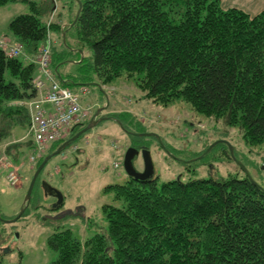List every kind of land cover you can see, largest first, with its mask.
<instances>
[{
    "label": "trees",
    "instance_id": "1",
    "mask_svg": "<svg viewBox=\"0 0 264 264\" xmlns=\"http://www.w3.org/2000/svg\"><path fill=\"white\" fill-rule=\"evenodd\" d=\"M9 1L0 0V6ZM23 1L31 12L15 16L8 29L32 55L48 32H59L62 52L51 47V64L63 85L103 89L129 81L144 99L164 107L186 102L236 127L245 146L264 145V9L249 15L222 8L220 0H80L73 22L78 3L71 0L76 7L70 18L46 25L53 0ZM89 51L87 68L62 76L70 62L83 65ZM35 73L34 63L0 49V142L28 122L23 101L35 95ZM100 103L110 106L109 100ZM98 116L119 122L130 146L149 149L137 141L150 133L133 113ZM86 123L73 126L49 152ZM216 144L230 159L227 145ZM254 181L244 172L161 183L156 175L128 176L105 186L112 193L102 206L106 226L84 240L68 228L48 236L56 254L48 264H264V186Z\"/></svg>",
    "mask_w": 264,
    "mask_h": 264
},
{
    "label": "rangeland",
    "instance_id": "2",
    "mask_svg": "<svg viewBox=\"0 0 264 264\" xmlns=\"http://www.w3.org/2000/svg\"><path fill=\"white\" fill-rule=\"evenodd\" d=\"M53 4L46 25L57 18L68 20L76 7L71 0H53ZM30 12L28 3L23 0L1 5L0 34L7 32L10 35L9 22L17 15ZM48 33L53 52H62L59 32ZM25 51L23 48L24 54L19 58L30 61ZM86 57L83 65L80 60L70 62L69 70L75 72L81 67L87 68L92 63L90 51ZM50 66L53 70V65ZM86 87L89 92L80 97V102L92 105V112L101 107L100 102L105 101L106 104L107 100L110 106L103 108L99 115L114 112L118 102L122 112L136 115L146 125L145 130L154 134L139 136L136 140L149 146L152 176H158L159 183L210 176L216 179L230 175L242 177V164L264 186V145L245 146L236 127H226L220 119L198 113L183 101L169 107L155 104L150 99H144L143 92L129 81L103 85V89L94 84H87ZM121 130L118 123L103 120L72 141L61 153L51 157L37 177L27 210L14 222L4 220L13 218L20 211L33 169L39 159L50 153V149L37 161L28 160L33 150L28 122L17 127L9 139L0 142V153H5L13 167L18 168L19 183L24 180L21 187V184L12 186L7 180L6 168L0 164V217L4 219L0 218L2 264H48L56 255L47 245V238L52 232L68 228L84 240L99 227L106 226L102 206L112 200V193L105 191V186L123 183L128 178L122 161L126 149L130 147V138ZM91 131L96 133L93 134L94 139ZM215 139H224L231 144L233 156L230 155V159L220 144L209 148ZM92 140L95 142L92 143ZM206 145L204 157L197 159L196 154ZM133 165L137 171L143 170L140 153L134 157ZM42 181L61 191L64 197L62 204L53 207L56 199L44 193Z\"/></svg>",
    "mask_w": 264,
    "mask_h": 264
},
{
    "label": "built area",
    "instance_id": "3",
    "mask_svg": "<svg viewBox=\"0 0 264 264\" xmlns=\"http://www.w3.org/2000/svg\"><path fill=\"white\" fill-rule=\"evenodd\" d=\"M23 45L0 35V49L8 57H19ZM36 65L32 78L35 95L23 101L28 113V133L32 137L33 150L28 160L35 162L52 143L64 138L75 125H81L92 116V105L82 104L80 97L88 94L86 86L73 89L63 85L51 68V41L46 38L29 58ZM0 153V164L7 170V180L11 185L20 181L18 168H14L6 154ZM5 154V155H4ZM117 167V162L114 163Z\"/></svg>",
    "mask_w": 264,
    "mask_h": 264
},
{
    "label": "water",
    "instance_id": "4",
    "mask_svg": "<svg viewBox=\"0 0 264 264\" xmlns=\"http://www.w3.org/2000/svg\"><path fill=\"white\" fill-rule=\"evenodd\" d=\"M76 1L78 3V9L76 11L73 22L76 21L77 16L79 14L80 7H81V1L80 0H76ZM79 51L81 52V50H79ZM103 108L104 107H98L96 112L94 113L93 117H91L89 119V121L81 127V129H79L74 135L70 136L69 138L64 140L62 143H60L54 151L47 153L43 157L42 161L36 167L32 177H31V180H30L29 185L27 187L26 194L24 196L23 204L21 206L20 211L11 219L4 220L0 217L2 220L7 221V222H14L23 214L25 208L28 206V203L30 201L32 190H33V187H34L35 182L37 180V177H38L40 171L45 166V164L48 162V160L51 159V157H53L54 155L61 153L65 147H67L72 141L77 139L80 135H82L86 131L94 128L103 119V117L98 116L99 113L103 110ZM217 142L225 143L227 145V147L229 148L230 155L233 156V148L231 147V144L224 139L216 140L209 148H211ZM139 153L141 154V157L143 160V170L142 171H137L133 165V159ZM122 165H123V168H124L126 174L129 177H133V178L138 179V180L149 179L153 175V164H152L150 150L148 148L137 149L133 146L128 147L124 153ZM240 165L242 166L243 171L246 174V176L253 183L257 184L254 181V179L251 177V175L249 174L247 169L242 164H240ZM262 169L264 170V165L262 166ZM42 187H43L44 193L46 195H51L56 199V202L53 204V207L60 205L63 202V195H62L61 191H59L58 189L51 186L47 181H42Z\"/></svg>",
    "mask_w": 264,
    "mask_h": 264
},
{
    "label": "crops",
    "instance_id": "5",
    "mask_svg": "<svg viewBox=\"0 0 264 264\" xmlns=\"http://www.w3.org/2000/svg\"><path fill=\"white\" fill-rule=\"evenodd\" d=\"M220 4H221V7L226 9V8H230V7H235V8H238V9H241L243 10L244 12L248 13L249 15H255L257 14L258 12H260L261 10L264 9V0H220ZM10 32V31H9ZM49 34V33H48ZM0 35H6L8 36L9 39L11 40H17V38L15 36H13L11 33L9 35V33L7 32H2ZM47 38H49V35H47ZM50 40V38H49ZM18 41V40H17ZM51 41V40H50ZM43 42H41L39 44V46L42 44ZM51 44H52V41H51ZM38 46V47H39ZM30 57L32 56V54L28 53L27 51H25ZM34 55V54H33ZM69 72H73L72 70H69L68 68V64L66 66H64L62 69H61V73H62V76L66 75L67 73ZM115 101V100H114ZM125 103H127L126 101H124ZM114 109V110H113ZM111 109V111L113 110L114 112H122L121 111V107L120 105L118 104L117 102V105L115 108ZM113 122V120H112ZM20 127V126H19ZM17 129V128H16ZM15 129V131H16ZM15 133V132H14ZM13 133V134H14ZM93 134L96 135L95 131H91V137H93L94 139V136ZM98 141V139H97ZM95 140H92V143H94ZM91 144V141L89 142ZM88 143V145H89ZM94 145V144H93ZM1 181V179H0ZM23 182L24 180L22 181L21 180V183H18V184H21L20 187L23 185ZM18 187V186H16ZM1 190V188H0ZM64 199V197H63Z\"/></svg>",
    "mask_w": 264,
    "mask_h": 264
}]
</instances>
